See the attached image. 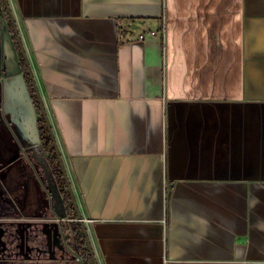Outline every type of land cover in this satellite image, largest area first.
Wrapping results in <instances>:
<instances>
[{"label": "crops", "instance_id": "1", "mask_svg": "<svg viewBox=\"0 0 264 264\" xmlns=\"http://www.w3.org/2000/svg\"><path fill=\"white\" fill-rule=\"evenodd\" d=\"M13 3L99 263L264 264V0ZM3 47L0 264H46L43 126Z\"/></svg>", "mask_w": 264, "mask_h": 264}, {"label": "rangeland", "instance_id": "2", "mask_svg": "<svg viewBox=\"0 0 264 264\" xmlns=\"http://www.w3.org/2000/svg\"><path fill=\"white\" fill-rule=\"evenodd\" d=\"M9 2H10V6L12 8V15L17 22V26H18V29L20 32L19 21H18L19 19H18L17 13L15 11L13 0H9ZM8 33H11L13 35V39H14L16 47L18 49L20 60L22 61L23 57H22V54L20 52V48L18 46L16 35L14 34V28L12 25L11 16L7 11V6L5 4V1L0 0V65H3L5 62V52H4L3 46H4V42H5V36ZM36 109H37L38 117L40 119V125H42L43 128H46V126H47L46 120H45L44 116L41 114V111H40L39 107L37 106V104H36ZM47 113H48V118H49L50 123H51L52 128H53V132H54L56 141H57L59 148H60V151H61V147H60V144L58 141L57 131L55 130V127L53 125V119H52L50 109L47 110ZM44 159L46 160L45 156H44ZM46 162H47V160H46ZM69 177H70L72 184L75 188L74 179L71 177V175H69ZM52 180H53V178H52ZM46 190H47L48 194H50V188H49V190H48V188ZM51 191L54 193V195H57V196L60 195V192H57V191L55 192V190H52V189H51ZM82 216H83V213H82ZM54 218H56L60 222L59 223L60 224V227H59L60 232H58L57 230L54 229V241L52 242V245H54L55 247L58 248L57 255L54 259L55 264H93L92 258L90 257V255L89 256L85 255V250H86L84 248L85 246H82V245L80 246V244L77 243L75 240V237H74L75 231H74L73 226H71L72 222L70 221L72 219L71 216L65 215L63 210H62V212L58 213L57 216L54 215ZM46 226H50V227L52 226L53 227L54 225L53 224H51V225L46 224ZM91 242H92L93 249L95 250V246L93 244V241L91 240ZM95 254H96V252H95ZM86 256H87V258H85ZM96 257H97V255H96Z\"/></svg>", "mask_w": 264, "mask_h": 264}, {"label": "flooded vegetation", "instance_id": "3", "mask_svg": "<svg viewBox=\"0 0 264 264\" xmlns=\"http://www.w3.org/2000/svg\"><path fill=\"white\" fill-rule=\"evenodd\" d=\"M23 63L26 64L24 59L21 61V64H23ZM43 152H44L43 154L47 160L46 163L49 165V170H48L49 171V177L45 179L46 187L48 188V190L50 188L52 190H55V192L56 191L60 192V195H58L59 202L57 201V199H54L53 197H51L54 211L52 213L53 215L49 214L50 218L46 219V221L50 220V222L48 224H50V225L53 224L54 226L53 227L51 226L52 228L50 226H46L47 223L44 221L43 222V224H44L43 225V232L38 231L35 233L36 235L32 234L31 237L28 239L29 244H30L29 250H30V253H32V255H34V256L38 255V256L45 257L46 264H55L54 259L57 255L58 248L55 247L54 245H52V242L54 241V229L57 230L58 232H60V230H59V227H60L59 223L60 222L56 218H54V215L57 216V214L61 213L63 210L65 215L71 216V218H72L70 220L72 222L71 226H73V228H74V231H75L74 237H75V240L77 243H79V242H78L76 229L78 228L79 223H81V222L79 221L78 216L76 214V211H75V208L73 205V200H72V197H71L70 192L68 190V184H67L65 175L63 174V177H59L58 172H56V166L50 161L45 150H43ZM58 162H59V160H58ZM59 165H60V163H59ZM60 168H61V166H60ZM52 178H53V180H52ZM69 180H70L71 185L73 187V190H74V193L76 196V201L78 202V205H79L78 197L76 195V191H75V188L72 184L70 177H69ZM79 208H80V206H79ZM36 228H38V227H36ZM6 235H7L6 236L7 242L9 243V245L11 247L13 245H18V237L16 234L13 233V231H11V229L9 230V227L6 229ZM82 241L83 240L81 239V241H80L81 243H79L80 246L81 245L84 246V243ZM90 257H91V255H90ZM85 258H87V256Z\"/></svg>", "mask_w": 264, "mask_h": 264}, {"label": "water", "instance_id": "4", "mask_svg": "<svg viewBox=\"0 0 264 264\" xmlns=\"http://www.w3.org/2000/svg\"><path fill=\"white\" fill-rule=\"evenodd\" d=\"M4 1H5L6 6H7V11L10 14L11 19H12V25H13V28H14V33H15V35L17 37V42H18V45L20 47L22 57H23L24 61L26 62V65H27V68H28V74L30 75V78L32 79V81L34 83V88L36 90V97H37V102H38L39 109H40L42 115L44 116V118L46 120L47 128H48V130H49V132H50V134L52 136V139L54 141L55 152H56L57 158L59 160L62 172H63V174L66 177V181H67V184H68V190H69L70 195L72 197L73 205H74L76 214L78 216L79 221L82 224V229H83L84 235L87 238V244H88V248L90 250V255H91V258H92V262H93V264H100L98 259H97V257H96L95 250L93 249V246H92V242H91V238H90L88 227L86 226V223L83 221V216H82L81 210L79 208L78 202L76 201V196H75L73 187L71 185V182L69 180V174H68V170H67V167H66V163H65L63 155H62V153L60 151L59 145H58V143L56 141V138H55V135H54V132H53L52 125H51L50 120L48 118V113H47L48 106L46 105L45 100L43 98L42 91H41V89L38 86V83H37V80H36V76H35V73H34V69H33L32 63L30 61L28 52H26L25 45L23 43V40L21 38L19 29H18V26H17V22H16V20L14 19L13 15H12V8L10 6V2H9V0H4ZM50 194L53 196L54 199H57V201L59 202V197L57 195H54V193L51 191V189H50Z\"/></svg>", "mask_w": 264, "mask_h": 264}, {"label": "trees", "instance_id": "5", "mask_svg": "<svg viewBox=\"0 0 264 264\" xmlns=\"http://www.w3.org/2000/svg\"><path fill=\"white\" fill-rule=\"evenodd\" d=\"M22 66L25 69L26 78L28 80L30 89L32 90L35 103L37 104L38 102H37V97H36V90L34 88V83H33L32 79L30 78V75L28 74V70H27L26 64L23 63ZM37 106H38V104H37ZM42 143H43V148H44L45 152L48 155V158L56 166V172H58L59 177H63V173H62V170L60 168V165H59V162H58V159H57V156H56L55 147H54V141L52 139V136H51L47 126H46V128L42 129ZM76 231H77L78 242L81 243L80 242L81 239L83 240L82 242L84 243V246L87 247V248L85 247V249H86L85 250V255L89 256L90 255V250L88 248L87 238L84 235L81 223H79V226L76 229Z\"/></svg>", "mask_w": 264, "mask_h": 264}, {"label": "built area", "instance_id": "6", "mask_svg": "<svg viewBox=\"0 0 264 264\" xmlns=\"http://www.w3.org/2000/svg\"><path fill=\"white\" fill-rule=\"evenodd\" d=\"M164 34L166 33V31H165V27H163V31H162ZM152 34H155V32H152ZM143 37V36H142ZM83 221L85 222V223H89V221H88V219H86V218H83ZM87 225V224H86Z\"/></svg>", "mask_w": 264, "mask_h": 264}]
</instances>
